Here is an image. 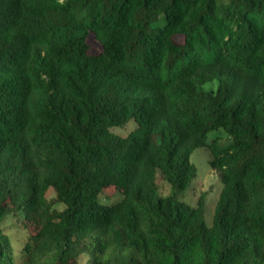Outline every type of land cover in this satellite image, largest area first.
I'll use <instances>...</instances> for the list:
<instances>
[{"label":"trees","instance_id":"16d2710c","mask_svg":"<svg viewBox=\"0 0 264 264\" xmlns=\"http://www.w3.org/2000/svg\"><path fill=\"white\" fill-rule=\"evenodd\" d=\"M198 148L221 183L210 226L205 196L182 201ZM82 258L264 264V0H0V264Z\"/></svg>","mask_w":264,"mask_h":264},{"label":"rangeland","instance_id":"374dc122","mask_svg":"<svg viewBox=\"0 0 264 264\" xmlns=\"http://www.w3.org/2000/svg\"><path fill=\"white\" fill-rule=\"evenodd\" d=\"M86 44L88 46V53L90 55H97L100 53V45L96 42L91 34L88 35L86 39ZM135 123L130 120L126 126L122 128H111L110 133L114 136L125 138L127 135L135 129ZM214 137L216 143L220 147L227 146L229 140L226 139L225 134L222 130H217L208 134L207 139L210 141ZM209 152L206 148H198L190 156V163L194 165L197 171V176L195 180L186 188L185 196L182 201L191 207H195L197 200L200 196H205V212L204 221L207 226H210L213 219V213L217 200L221 192V183L219 179V174L216 171L209 169ZM157 186L161 195L166 196L170 193V186L168 183L160 179L159 174H157ZM111 194L109 191L104 193V195L109 196ZM54 197V192L50 188L46 193V199L52 200ZM100 196L99 201L102 204H109L118 201L119 194L115 193L113 196L109 197ZM53 208L57 211L64 209L63 205L55 204ZM22 215L20 213H15V215L7 216L1 223V228L8 237L11 248L13 250L14 256H18L19 249L27 240V233L22 224ZM81 264H84L85 259H81Z\"/></svg>","mask_w":264,"mask_h":264}]
</instances>
